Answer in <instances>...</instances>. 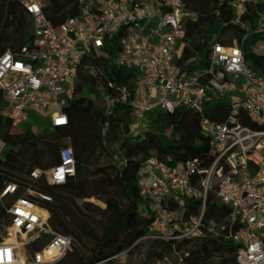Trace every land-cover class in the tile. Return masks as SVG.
Here are the masks:
<instances>
[{"label": "built area", "instance_id": "2783aa9c", "mask_svg": "<svg viewBox=\"0 0 264 264\" xmlns=\"http://www.w3.org/2000/svg\"><path fill=\"white\" fill-rule=\"evenodd\" d=\"M19 2L33 17L34 39L0 56V91L13 126L28 122L33 110L50 117L52 128L67 124L65 105L76 92L85 58L94 51L111 55L119 66L136 67V89H122V100L131 101L134 109L130 132L141 133L152 110L186 105L202 114L201 129L214 158L209 168L197 159L176 166L157 157L144 162L139 183L156 215V234L150 237L170 239L176 230L177 238L193 234L206 206L197 220L180 224L166 201L196 195L206 202L218 173V198L232 209L226 221L239 225L230 233L236 249L229 264H264V70L246 59L243 45L250 32L264 35V0L234 1L233 24L243 30L242 38L212 45L207 78L184 72L180 63L185 19L191 15L187 0H80L81 12L58 26L45 12L48 0ZM249 3L260 7L254 27L243 19ZM218 100L230 107L225 121L205 113V103ZM6 145L0 137V159ZM54 148L56 163L36 166L31 175L63 183L77 170L74 149L60 142ZM17 189L16 183L7 184L1 200ZM37 195L53 200L46 193ZM6 211L8 218L0 220V264H54L68 253L72 235L63 231L58 210L25 195Z\"/></svg>", "mask_w": 264, "mask_h": 264}, {"label": "trees", "instance_id": "16d2710c", "mask_svg": "<svg viewBox=\"0 0 264 264\" xmlns=\"http://www.w3.org/2000/svg\"><path fill=\"white\" fill-rule=\"evenodd\" d=\"M235 0H187L191 15L187 16L184 49L180 58L188 74L207 71L212 45L227 42L224 33L233 24ZM55 25L64 23L81 12L80 0H48L44 7ZM260 7L247 5L243 16L254 27ZM33 17L19 0H0V56L7 50L18 52L34 39ZM264 35L250 32L243 41L246 59L264 70V52L258 50ZM206 78V73L204 75ZM204 77V78H205ZM139 80L136 67L115 64L104 51H94L85 58L79 71L78 87L65 105L69 122L50 130L29 127L15 131L5 114L8 104L0 91V137L6 142L0 159V192L9 183L18 189L0 201V220L8 218L6 208L19 197L28 195L49 209L58 210L72 224V244L68 253L54 264H157L199 240L200 246L185 256L179 264H229L236 249L230 235L239 225H229L226 218L231 207L218 198L220 174L213 177V186L202 197L177 196L166 201L176 222L192 223L202 217L197 230L177 238L150 237L156 234V215L150 198L140 186V171L146 160L157 157L170 166L197 159L202 167L214 162L208 138L202 132V114L186 105L173 111L155 109L147 113L148 124L139 134L130 132L134 119L131 101L122 100V89L134 91ZM87 87L88 93L84 89ZM228 103H205V113L225 121ZM247 123H250L249 121ZM71 144L77 170L66 182L53 183L45 177L34 178V167L47 168L56 163L54 144ZM97 153L115 161L116 180L120 193L114 195L106 185H93L92 196L86 180L104 173L93 161ZM31 189L53 197L42 201L28 193ZM220 225V226H219Z\"/></svg>", "mask_w": 264, "mask_h": 264}, {"label": "rangeland", "instance_id": "374dc122", "mask_svg": "<svg viewBox=\"0 0 264 264\" xmlns=\"http://www.w3.org/2000/svg\"><path fill=\"white\" fill-rule=\"evenodd\" d=\"M243 35V30L238 29L236 27H231L229 28L225 33L224 36L226 38H233L237 37L239 40L242 38ZM258 50L260 52H264V40L263 42L259 45ZM85 94L88 93L87 87L84 89ZM148 124V118L145 119L144 121V126ZM29 127H33L36 130H45V129H52V122L50 117L45 115L39 110H33L30 112V119L28 122L20 125V126H14L15 131H23ZM119 159H111L108 155H104L102 153H97L93 161L97 164V167L102 168L104 170V173L97 177L94 180L87 179L86 184H87V190L90 192L89 194L92 196L91 192L93 191V185H106L110 191L114 195H118L120 193V188L118 186V182L116 180V171H115V161H118ZM35 196H38L37 194H34ZM1 201V198H0ZM63 217V225L62 229L63 231L69 232L72 224L67 220L66 217ZM191 227L189 226L186 228L187 230L190 229ZM196 246H200L199 240L194 242V245L187 246L183 250L179 252H175L171 257L167 258L164 261H161L157 264H179L185 256H187L188 253H190L192 250L196 248Z\"/></svg>", "mask_w": 264, "mask_h": 264}]
</instances>
